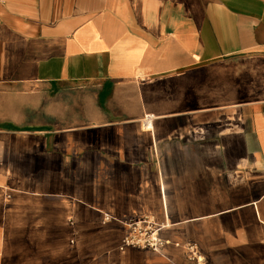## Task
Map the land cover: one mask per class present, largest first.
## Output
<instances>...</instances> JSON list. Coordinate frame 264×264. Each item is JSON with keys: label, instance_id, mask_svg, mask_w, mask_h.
Listing matches in <instances>:
<instances>
[{"label": "crops", "instance_id": "1", "mask_svg": "<svg viewBox=\"0 0 264 264\" xmlns=\"http://www.w3.org/2000/svg\"><path fill=\"white\" fill-rule=\"evenodd\" d=\"M0 264H264V0H0Z\"/></svg>", "mask_w": 264, "mask_h": 264}, {"label": "built area", "instance_id": "2", "mask_svg": "<svg viewBox=\"0 0 264 264\" xmlns=\"http://www.w3.org/2000/svg\"><path fill=\"white\" fill-rule=\"evenodd\" d=\"M143 221L133 222L130 224V233H128L125 238L123 239V246L129 245V244H137V245H145V246H153L154 248L158 245V238L155 237V233H150V228L148 226L143 227L142 224ZM148 225V224H147ZM142 233L145 237V239L141 238H134V233Z\"/></svg>", "mask_w": 264, "mask_h": 264}]
</instances>
